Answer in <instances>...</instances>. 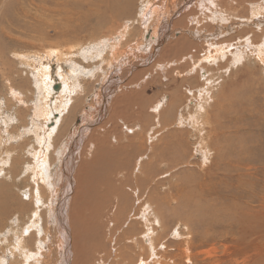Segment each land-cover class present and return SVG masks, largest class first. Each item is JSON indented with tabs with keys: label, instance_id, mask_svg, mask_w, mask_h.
Returning <instances> with one entry per match:
<instances>
[{
	"label": "bare ground",
	"instance_id": "obj_1",
	"mask_svg": "<svg viewBox=\"0 0 264 264\" xmlns=\"http://www.w3.org/2000/svg\"><path fill=\"white\" fill-rule=\"evenodd\" d=\"M68 1L64 0L62 6L68 5ZM139 1L89 2L86 4L89 14H85L83 1H76L74 5L78 8L76 13L79 15L78 21L81 19L82 22L86 18L90 21L93 19L91 17H95L98 24L93 31H97L102 23L108 24L107 29L109 30L104 34L93 33L90 39H95L85 44L92 45L90 48L95 50L84 56H88L96 64L95 66L99 67L97 71H94L96 74L93 73L92 79L102 71V83H105L103 93L102 87L100 88L103 96L96 99L94 105H89L87 111L81 101L84 98L73 101L75 91H77L76 94L81 91L78 80L85 76L86 70L80 69L77 75L78 67L72 68V75L77 76L75 79L67 74L61 64H58L56 75L59 80L57 82H55L56 75L53 73L52 62L55 57H60L59 60H62L72 52L73 46L66 43L47 46L39 49L40 54H45L39 60L34 58L31 62L27 61L28 66L36 71L41 80L40 95L37 96L35 107L32 110L36 121L31 127L34 126L32 132H36V137L39 139L38 144L44 155L41 168L37 171V155L34 157L35 166L32 168L33 179L38 183L40 181L42 186L36 184L40 196L34 192V189H24L25 192L22 191V195L20 194L22 200L27 201L24 203L26 207L35 205L31 214L33 220L26 227L17 229L14 227L10 230L7 240L14 245L11 251L4 250V254L0 256V264H39L40 259L36 258L42 257L41 252L33 249L30 240L36 238V244L44 248L43 242L49 241L51 231H55L56 236L58 233L61 236L62 241L58 243L57 250L63 262L68 264V260L71 259L68 198L72 194L75 208L71 215L73 218L76 217L72 223L73 226L77 222H82L81 229L97 238L99 228L96 224L101 220L102 225L106 224L104 238L112 244V252L124 261L123 264H135L134 255L137 257L136 264H264V143L262 142L264 135L259 138L255 134L262 130L261 121L264 129V107L228 102L226 87L224 92L218 94L217 101H215L211 97L212 92L215 91V86L222 83L223 75L222 72H215L216 79L215 76H208L209 73L205 70L206 67L214 68L216 62L224 59H227L226 63L219 64L217 71L226 68L231 71L232 64L241 63L252 56H256L261 61L264 55V28L259 34V42H255L254 39L258 36L256 30L252 32V37H241V42H236L238 43L236 45L227 39L219 43L216 41L220 40L221 35L223 38H226V34L234 35L236 31L233 32V30H238L241 35L246 33L245 28L256 27L259 31L264 22V4L256 0H196L195 10L191 11L193 15L188 14L182 19L184 29H176L179 22L172 23V19L177 14L186 12L195 0H171L169 4H166L164 0L140 1L142 4L140 10L139 5L136 7V2L138 4ZM143 7L144 12H142ZM121 19L125 20L117 28ZM187 21L188 23L185 24ZM137 25L143 30L142 33ZM210 27H213L212 32L207 30ZM137 31H139L138 34ZM147 33L151 34V37L146 38ZM137 35L140 39H137ZM130 40L136 42L135 47L130 46L128 50L123 51V47L127 46ZM201 41L207 46L205 54L202 58L198 55L197 60L192 61L190 72L182 73L181 67H186L187 60L192 59L191 49L198 48L196 42ZM79 45L82 44H77ZM105 48L109 50L108 57L102 54ZM178 50L185 54L180 60L173 58L166 62L153 63L158 53L172 58L173 55L177 56ZM16 54L14 53L13 56ZM7 61L8 59L0 49V71L9 64ZM229 61H233L232 64H229ZM101 65L102 69H100ZM149 68H156L158 73L174 72L175 76L184 77L185 82L197 81L190 78L193 72L197 77L201 75L204 84L201 87H195V92L192 91L194 95L196 91L199 92V95L194 101L192 96H189L194 112L189 111L187 117H184L185 114L182 115L184 111L178 113L174 124L168 123L167 120L162 123L160 116L166 109V98L163 97L151 107L150 112L153 110L152 114L157 116V119L153 126L147 128L146 89L148 85L137 89L141 90L138 92L127 93L125 89L128 86L142 87L145 84V78L142 80L140 77L146 74ZM112 69L115 73H110ZM92 70L93 67L88 72L90 75ZM132 74L134 76L130 78ZM6 78L5 75V80ZM98 78L100 79V76ZM127 78L130 79V84H124ZM28 80L26 78L24 81ZM56 85L59 87L58 90L54 87ZM17 88L20 92H25L24 88ZM94 88L95 83L89 82L84 88V93L91 92ZM57 93L60 95L55 97ZM173 95L176 105L178 99L175 100V93ZM127 103H131L133 108L131 118H135L134 121L137 122L133 128H130L128 124L124 126L122 123L124 128L120 130L119 135L109 134L105 138L103 128H96L94 134V127L90 128V125L105 114H109V120H114L118 116L123 117L122 119L129 123L130 115H128L129 119L123 114V105ZM81 112H84L82 125L72 130L73 121ZM64 115L65 118H63ZM184 128L186 130H183ZM70 132H72L71 137L66 141L64 149L67 154L71 153V157L67 158L65 153H62L65 161L64 167L70 173V177L65 180V175L60 170L55 175L51 174L53 162L49 151L51 142L54 147H58ZM187 132L195 141L191 160L200 157L199 166L208 174L203 177L195 189V192L199 191V201L194 205L191 192L183 190L178 185L171 189V186L164 184L151 187L153 183L171 175L163 173L154 177L156 166L159 165L162 171L173 167L176 168L172 171L179 170L183 166L178 165L179 161L184 160L182 154L189 149L185 146ZM89 136L91 137L87 142L86 155H83V160L88 161L79 165L74 153L77 151L78 154L80 153ZM3 138L4 135L1 133L0 151L2 146H7ZM20 139H25V136ZM221 143L224 146H220ZM29 144V140H24L22 146L27 147ZM119 154H123L124 158L117 163ZM0 157L2 158L1 155ZM133 159L135 162L131 167L130 161ZM153 163H155L154 166H152ZM5 164L6 161L0 160V167H2L0 178L3 175ZM98 166L104 169L110 167L105 171L107 176L102 175L96 178L91 175L92 169ZM113 167H121L122 171L114 174ZM206 180L215 181L211 186ZM116 181L123 187L121 191H126V195L114 190ZM156 188L158 194H155ZM87 189L88 197L94 204L88 207L89 215L84 218L81 214L86 209L84 206L86 204L79 206L83 201L82 198L80 199V193L83 194V191ZM2 190H0V201L1 207L4 208L8 198ZM181 191L186 193H181ZM114 192L116 195L113 196ZM46 194L50 198L45 201L43 199ZM108 196H113L114 202H106ZM132 196L137 197L136 202H139L137 211L131 218L133 223L127 225L128 221H125L124 224H120L121 220L117 214L127 208L126 198ZM183 202L192 207L190 210L192 215L189 213L185 217L180 216L182 215L180 212L184 211L180 210ZM44 217L50 224L48 228ZM87 219L90 220L88 225L85 222ZM169 221L176 223L171 230L167 227ZM123 226L127 229L115 239V232L121 230ZM138 226L142 230L140 237L126 240L128 244L134 246L138 253L118 250V239L129 235V232L134 231ZM57 227L60 229L58 232ZM172 233L177 243L183 242V244H178L176 254L175 248H169L167 239L163 240L165 234L170 236ZM42 236V240L39 241ZM162 240L165 242L163 243ZM201 248L209 249L203 252L199 251ZM75 250L77 264H82L83 255L80 256L78 245H75ZM159 251H164L166 257H163ZM203 257L205 258L200 260Z\"/></svg>",
	"mask_w": 264,
	"mask_h": 264
},
{
	"label": "rangeland",
	"instance_id": "obj_2",
	"mask_svg": "<svg viewBox=\"0 0 264 264\" xmlns=\"http://www.w3.org/2000/svg\"><path fill=\"white\" fill-rule=\"evenodd\" d=\"M76 1H83L84 2L83 9L84 11H86L85 14H89V12L87 13L88 6L86 4L89 2H99L101 0H69L68 5L67 4L66 6L64 5L65 8L62 6L64 0H57V1L56 0H0V49L1 51H3V55L6 56V58L8 59L7 62L9 63L8 65L5 66L4 70L0 71V134L3 133L4 135L3 141L7 143V146L6 147L2 146L0 151V155L2 156V158L0 157V160L6 161V164L3 167V175L0 178V190L3 189L2 193H4L8 198L4 208L1 207V201H0V256L4 254V250L11 251L12 246L14 245V244H10V242L7 240V236L10 230L14 227H16L15 229L19 227H26L33 220L31 214H32V210L35 209V205L32 206L30 205L29 207H26V204L24 203L27 201H25L24 199L22 200L21 198L22 191L24 189H31V190L34 189V192L35 193L37 192L38 196H40V193L37 191V185H36L38 182L33 179L34 171L32 170V168H34L35 166V159H34L35 155H37L38 157V164L36 167L37 171L42 166L41 164L44 159V155L41 146L38 144L39 139L36 137V132L35 133L32 132L34 131V126L31 127V125L33 124L34 121H36L35 115L32 110L35 107L37 96L40 95L39 85L41 83V80L38 74L36 73V71L28 66L27 61L31 62L32 59L34 58H37V60H39L42 55H45V54H40L39 49L51 45L53 46L57 44H62V43L63 44L66 43L68 45L70 44V46L74 47L72 52L68 55L66 54L67 56L65 58L63 57L62 60H59L60 57H55L54 61L52 62L54 75L57 74L58 64H61V66L65 69L67 74L71 75L73 78L75 76L72 75V68H74L75 66L78 67L77 75H79L80 69L86 70L85 76L78 80L80 87L79 89L81 91L78 94H76L77 91H75V95L73 96V101L74 100L78 101L81 97L82 99L84 98L81 101L83 102V107L86 108L85 111L89 109L88 107L89 105L92 104L94 105L96 103L94 102L96 99L103 96L102 93H103V88L105 86V83L104 84L102 83L103 72L100 71L97 77L95 75L94 79H92L93 73L96 74L94 71H97L99 67L95 66L96 64L93 63L88 56H84V55H86V53L88 54L91 51L95 50L90 48V46L92 45L89 44L85 45L90 40L92 41L95 39V38L90 39V36L95 32H98L100 34L107 33L109 31L107 29L108 24L102 23L101 27L99 26L97 31H93V28L96 27V25L98 24L95 20V17H91V19L92 18L93 19L90 21H87L88 20L87 18L84 19V21L82 22L81 19L80 21H78L79 15L76 14L78 8L74 6L76 4ZM140 1L147 2L149 0H140ZM140 1L138 4H137L138 1L136 2V7L139 5V10L142 5ZM256 1L259 3L261 2V4L262 3L264 4V0H256ZM164 2L166 4L167 3L169 4V2L171 3V0H164ZM195 3L196 0L191 5H189L190 7L186 12L183 11L177 14L172 19V23L175 21L179 22V26H177L176 29L177 28L184 29L183 28L184 22L182 19L188 14H191V16L193 15L191 11L195 10L194 8ZM144 11L145 8L143 7L142 12ZM124 20L125 19H121L117 28H119L123 24ZM187 23L188 21L185 24ZM149 24H151V22ZM127 25H129V23ZM137 27L141 29L140 26L137 25ZM186 28H189V26H186ZM263 28H264V22L261 24V28L259 31L257 30L256 27H252L251 29L245 28V30L247 31L246 33H244V35H241L238 30H233V32L236 31L237 33L235 32L234 35L226 34L225 36L226 38H223L221 35L222 38L219 36L220 40H217L216 42L219 43L222 42V40L224 42V40L227 39V41L229 42L232 41V43L236 45L241 42L240 40L241 37L244 36L252 37L253 36L252 32H254L255 30L257 31L256 34L258 36H256L254 39L255 42H259L260 41L259 34ZM207 30L209 32H212L213 27H210ZM139 31L140 33H142L143 30L141 29ZM139 31H137V34ZM150 33H152V31ZM146 35H147L146 38L151 37V34L149 33H147ZM137 39H140L138 35H137ZM133 40H130V43L127 46L123 47L124 49L123 51H125V49L128 50L130 46L135 47L136 42H134L135 40L134 41ZM196 43L198 45V48L191 49L192 59L187 60L188 64L186 67L185 66L181 67L180 71L182 73L190 72L192 61L197 60L196 57L198 55L201 56L202 58L203 55L205 54V50L207 49L206 44L202 41ZM77 44H82V45L77 46ZM14 53L17 54L13 56ZM102 54L104 57H108L109 56L108 48L103 49ZM184 55L185 54L179 50L177 51V56L173 55L172 58L171 57L168 58L166 57V55L164 56L158 53L155 56L156 58L153 60V63L161 62V61L166 62L167 60H172L173 58L180 60ZM226 61L227 59L218 61L215 63L216 66L214 65V68L206 67L208 70L205 69L209 73L208 76L210 77L215 76L216 78L217 75L215 74V72H222L223 75L221 79L223 80L222 83L215 86L216 87L215 91L212 92L211 97H213V99L217 101L218 94H220L222 91L224 92V88L226 87L225 93L228 96V102L232 101V102H240L242 104L245 103L252 104L263 108L264 107V55L262 56L261 61L258 60L256 56L249 57L248 60H245L237 64L236 63L232 64L233 61H229V64H232L231 71L228 70V68H226L225 70L217 71L218 65L219 64L223 65L226 63ZM91 67H93V70L90 71L91 73L90 75L88 72L91 69ZM102 67L103 66L101 65L100 69H102ZM155 69L156 68L153 69L149 68V71L140 77V79L142 78V80L143 78H145L144 81L145 84L142 85V87L137 88L134 86L130 87L127 85L128 88L125 89L127 93H129L130 91L138 92L141 90H137V89H142L143 86L148 85L147 87L148 90L146 89V95H147L146 97L148 102L147 103L145 102L146 105L148 106V111L146 114L147 128L153 126L154 121L157 119V116H153L152 114L153 110H151L150 112L151 107L157 101L161 100L163 97L166 98L165 100L166 109L163 110L160 116L162 123L167 120L168 123L174 124L175 120L178 117L177 115H179L178 113H182L184 111L182 115L185 114L184 117H187V113L189 111L194 112L193 104H191L189 98L192 96L191 98L194 101V99L197 98V95H199V92L197 91L195 94L196 96L194 95L193 92H195L196 90L195 87H201L204 84V82L202 81L204 79L201 78V75L200 77H197L195 76L194 72L193 75H190L191 76L190 78L197 81L190 80V82H185V80L183 79L184 77L175 76L176 74H173L174 72L169 73L168 71H165L163 73L162 72L158 73L156 72ZM111 72L115 73L113 69L110 71V73ZM5 75L7 77L6 80H5ZM98 76H100V79L98 78ZM133 76L134 74H132L130 78ZM55 77H56L55 82H57V80H59V77L57 75ZM26 78H28L29 80L25 82L24 80ZM76 78L77 76L75 77V79ZM126 81L127 82H125L124 84H130L129 78H127ZM89 82L91 83L94 82L95 88L91 92L84 93V88L86 84H89ZM17 87L24 88L25 92L24 93L20 92ZM101 87H102V93L100 92ZM173 93H175V100L178 99L176 104L178 105V107H176L175 105ZM58 95H60V93L55 94V97ZM233 95L236 96L234 97ZM186 101L189 103H187ZM188 104H190V106H188ZM132 112H133V108L131 106V103H127L123 105V114L127 116V118H129L128 115H130L131 118ZM83 116H84V112H81L76 117V119L73 121L74 126L72 130H75L77 127H80L82 125ZM108 116L109 114H105L101 116L98 120H96V122H94L92 125L89 124L90 128L94 127V134L96 133V128H103L105 130L104 136L105 138H107L109 134L119 135L121 133L120 130L124 128L125 124H128L130 128H133L137 124V122L134 121L135 118L133 117L131 119L129 118L130 119L129 123H126L122 119L123 117L120 118L116 116L114 120H109ZM63 118H65V115L63 116ZM122 123L124 124V126ZM59 127H58V131H59ZM261 129H262L261 131L255 133L259 138H261V135H264L262 121H261ZM183 130L186 129L184 128ZM189 133L191 132L189 131ZM189 133L187 132L185 137L186 138L185 146L188 147L189 149H186L187 151H185L182 154L183 159L186 161L184 160L182 162L179 161V165H178V166L183 165L185 168L181 166L179 170L172 171L174 168H176L173 167L170 170L166 169L165 171H162L159 168V165L156 166L154 171V177L159 176L163 173H170L171 175L164 180L153 183L151 187L164 184L171 186L170 187L171 189L174 188V186L177 187L178 185L183 190L186 191L189 190L191 192L190 194L193 198V205H194L196 202L199 201V197H198L199 191L195 192V189L197 185L201 182V180H203V177L207 176L208 174L205 173V171H202V169L199 166L200 157H196L193 158V160H191V157L193 156V154L191 153H193L192 150L194 148L193 143L195 141L193 137L190 138L192 133L190 135ZM71 134L72 132H70L68 137H66L58 147H54L53 143L52 142L50 143L51 150L49 151V155L52 154L51 161L53 162L51 168L52 169L51 174L55 175V173L58 170H60L61 173L65 175V180H67V178L70 177V173L64 167L65 161H64V155H62V153H65L67 158L71 157V153L67 154V151L64 149V145L66 141L71 137ZM22 136H25V139H20ZM91 136H89L87 138V141H85V143L83 144L80 153L78 154L77 153L78 151L74 153L75 159L78 158L76 162L79 165H81L82 162L85 163V161H88L85 159L83 160L84 158L83 155H86L85 150H86L87 142ZM24 140L30 141V144L27 147L22 146ZM262 142L264 143V139L262 140ZM121 144L124 145V143ZM220 146H224V144L221 143ZM8 150H10V152H8ZM8 153H10L9 156ZM149 156H151V154H149ZM123 158L124 155L119 154L117 157V163L119 161L121 162ZM134 162L135 159L130 161L131 167L133 166ZM186 162L191 165H188ZM154 165L155 163H153L152 166ZM1 168L2 167H0V169ZM109 168L110 167H106L104 169V167L101 166L95 167L92 169L91 175L96 176V178L102 175L107 176L105 174V171L109 170ZM117 171H122V168L113 167V173L116 174ZM71 174L73 175V172ZM72 180L73 179H71V181ZM214 181L215 180H206V182L211 186L213 185ZM118 183L119 182L116 181L114 185L115 188L114 190H116V192L119 194L124 193L126 195V191L125 192L121 191L123 187L120 186ZM38 184L41 185L40 181ZM83 192H84L83 194L80 193V199L82 198L83 201L80 203L79 206L86 204L84 205L86 209L81 214V216L85 218L88 217L89 215L88 207L92 206L94 203L88 197V189L84 190ZM116 192H114L113 196L116 195ZM181 193H186V192L181 191ZM155 194H158L157 188ZM113 196L111 197L108 196L106 202L107 201L114 202ZM72 197L73 194L68 198L69 232L71 233L70 234L71 259L68 260V264L69 263L77 264V260H76L77 253L75 250V245H78V247L80 248V256L83 255L82 264H115V263L123 264L124 261L122 259L117 258L115 254L112 252V244H109V241H106V238H104L106 224L102 225L101 220L98 221V224H96L97 227L99 228V231L97 232V238H94V236L88 234L87 231H83L81 229L82 222H77L73 226L72 223L76 217L73 218L71 215L73 208H75V205L72 202ZM49 198L50 197L46 194V197L43 200L46 201ZM136 199L137 197L134 196L126 198L127 208L123 210L121 213L117 214V217L121 220L120 224H124L125 221H128L127 225L133 223L131 222V218L133 213H136L139 203L138 201L136 202ZM191 209L192 207H189L183 202L180 210L181 211L184 210V211L180 212L182 214L180 216L185 217L189 213L191 214L190 212ZM44 219H45V224H47V228H48L50 224L47 222L46 217H44ZM89 221L90 220L88 219L87 221H85L87 222L86 225H88ZM174 224L176 223L169 221L167 223V227H169V229L171 230ZM126 226H123L121 230H117L115 232L114 234L115 239H117L120 235L123 234V232L127 229ZM52 228L55 229L53 225ZM59 230L60 229L57 227L56 231L58 232ZM106 231H108V229ZM141 233L142 230L140 226H138L134 229V231L132 230L131 232H129V235H124L123 237H120L118 239L119 244L117 245L118 250L119 249L128 250L129 253L137 254L138 252H136L134 246L128 244L126 240H129L134 237L138 238L140 237ZM42 238L43 236L39 239V241L42 240ZM166 239L168 241L169 248H175L176 249L174 250L175 254L178 253V244H183V242L177 243L178 241L174 240V233H172L170 236H168V234H165L163 240ZM163 240L162 242L164 243L165 241ZM61 241H62L61 236H59V233L56 236L55 231H51L49 241L43 242L45 245L44 248H40V246L36 244V238L30 240L33 249L36 252L39 251L41 252L42 257L40 258L39 256L38 258H36V259H40L39 264H65V262H63V258L62 259L60 258L61 254L57 250L58 243ZM208 249L209 248H201L199 249V251L205 252ZM159 253L163 257H166L165 256L166 253L164 251H159ZM178 255L181 257L180 254ZM133 257L135 258V264H136L137 257L135 255ZM204 258L205 257L201 258L200 260Z\"/></svg>",
	"mask_w": 264,
	"mask_h": 264
},
{
	"label": "water",
	"instance_id": "obj_3",
	"mask_svg": "<svg viewBox=\"0 0 264 264\" xmlns=\"http://www.w3.org/2000/svg\"><path fill=\"white\" fill-rule=\"evenodd\" d=\"M55 89H56V90H58V89H59L58 85H56V86H55Z\"/></svg>",
	"mask_w": 264,
	"mask_h": 264
}]
</instances>
